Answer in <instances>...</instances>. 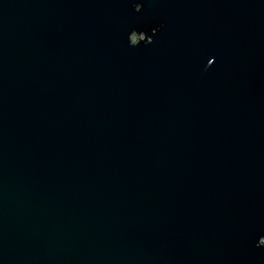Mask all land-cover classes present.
Segmentation results:
<instances>
[{"label":"water","instance_id":"water-1","mask_svg":"<svg viewBox=\"0 0 264 264\" xmlns=\"http://www.w3.org/2000/svg\"><path fill=\"white\" fill-rule=\"evenodd\" d=\"M0 264H264V0H0Z\"/></svg>","mask_w":264,"mask_h":264}]
</instances>
